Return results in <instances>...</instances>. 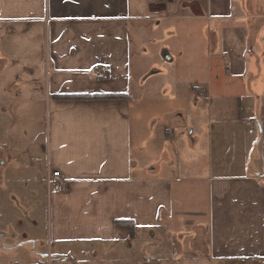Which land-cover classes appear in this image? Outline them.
I'll list each match as a JSON object with an SVG mask.
<instances>
[{"label": "crops", "instance_id": "1", "mask_svg": "<svg viewBox=\"0 0 264 264\" xmlns=\"http://www.w3.org/2000/svg\"><path fill=\"white\" fill-rule=\"evenodd\" d=\"M0 122L46 124L41 176L7 157L48 200L0 264H264V0H0Z\"/></svg>", "mask_w": 264, "mask_h": 264}, {"label": "rangeland", "instance_id": "2", "mask_svg": "<svg viewBox=\"0 0 264 264\" xmlns=\"http://www.w3.org/2000/svg\"><path fill=\"white\" fill-rule=\"evenodd\" d=\"M167 0H163V2ZM163 57V54H162ZM164 59V57H163ZM157 69V68H156ZM155 74L145 73L144 74V80L146 81L145 84H147V96H152L151 94H156L155 89L151 88L150 84L152 83H161V86H164L168 81L169 77H164L158 79L157 76H153ZM166 76V75H165ZM139 80L137 77L133 78L132 82V112H133V121L135 120L134 113H136L137 120L139 121V118L142 117V113L140 111V103L138 97V85L142 81V79ZM167 88V86H164ZM181 92H187V88H180ZM158 94H160V89L157 91ZM157 97V95H156ZM136 101V102H135ZM161 104H154L150 111V116L147 117V121L151 118H158L161 113L158 107ZM148 115V113H146ZM146 121V120H145ZM47 134L46 124L43 122H0V147L3 146V150L0 149V155L4 154V160L8 162L7 170L3 174V178L6 179V183H3L0 185V217L3 218L5 223L3 224V228L0 227V232L3 231L1 229L12 231L14 227L11 224H8L9 222L18 221L21 222L24 220V218H27V214L30 212V210H33L35 212V218L38 224H35V230L38 232H45L47 233V222L45 221L44 217L47 213L48 208V200L46 194L42 193H35L34 199L32 198L33 192L32 191H26L28 188V185L30 183V179L33 177V175H27L25 172L23 174H19V171L21 168L11 170L12 165L11 161L9 160V157L11 156L16 158L18 156L17 161L19 164H26L29 162L34 164V161L36 162L35 170L38 171V175H42L43 171L45 170V155L43 154H37L33 155V158H30L29 160L25 158L26 152H30L31 150L36 151L37 153H41L40 146L42 147V143L45 142V137ZM34 136L38 137V140L34 138ZM40 137V138H39ZM12 138H17L16 141H14L15 148H11V142ZM28 138V139H27ZM27 152V153H28ZM21 155V156H20ZM20 156V157H19ZM24 156V157H22ZM7 157V158H6ZM1 157H0V166H1ZM16 167H20L19 165H15ZM25 167V166H24ZM26 168V167H25ZM9 180V181H8ZM12 183V185H11ZM47 189V187H46ZM31 198L35 201L34 204H24L22 201H31ZM18 208H17V207ZM29 210V212H28ZM40 222V223H39ZM41 223H43L46 227L42 226ZM1 226V223H0ZM26 225L23 223L21 224V227H25ZM30 252L32 250L30 249ZM27 257V256H26ZM48 259V258H47ZM28 264H42L39 262V259L37 260H28ZM50 264H75V261L73 259H60L59 257L51 256V263Z\"/></svg>", "mask_w": 264, "mask_h": 264}, {"label": "built area", "instance_id": "3", "mask_svg": "<svg viewBox=\"0 0 264 264\" xmlns=\"http://www.w3.org/2000/svg\"><path fill=\"white\" fill-rule=\"evenodd\" d=\"M48 183L53 190H62L65 184L64 178L60 170H53L48 177Z\"/></svg>", "mask_w": 264, "mask_h": 264}, {"label": "trees", "instance_id": "4", "mask_svg": "<svg viewBox=\"0 0 264 264\" xmlns=\"http://www.w3.org/2000/svg\"><path fill=\"white\" fill-rule=\"evenodd\" d=\"M125 94H102V95H90V94H70V95H60L62 98H70V99H76V98H96V97H103V98H120L125 97ZM131 226L133 227V224L131 223ZM43 264V263H42Z\"/></svg>", "mask_w": 264, "mask_h": 264}]
</instances>
